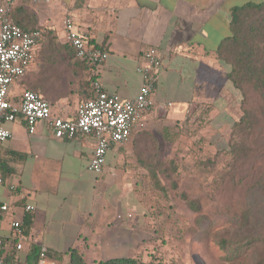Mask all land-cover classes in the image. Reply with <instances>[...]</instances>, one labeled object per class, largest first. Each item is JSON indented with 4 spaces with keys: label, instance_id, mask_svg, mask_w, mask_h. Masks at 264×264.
<instances>
[{
    "label": "crops",
    "instance_id": "1",
    "mask_svg": "<svg viewBox=\"0 0 264 264\" xmlns=\"http://www.w3.org/2000/svg\"><path fill=\"white\" fill-rule=\"evenodd\" d=\"M250 1L264 0L13 2V21L44 31L26 72L10 85L8 98L15 104L24 90H33L48 101L53 115L74 118L78 103L93 95L92 80L106 92L129 99L145 79L137 70L144 64L143 52L155 48L161 63L143 125L132 129L127 142L106 152L100 173L88 169L93 135L55 138L46 121L29 133L21 114L5 122L11 134L0 143V206L7 205L0 208V234L8 236L11 220L18 218L30 237L26 248L35 244L54 252L75 249L91 263L132 256L131 209L126 208L132 168L153 153L163 125L179 122L203 102L212 100L216 106L221 89L237 96L226 78L228 65L215 51L231 34L232 8ZM6 5L8 0H0V7ZM68 16L73 28L104 49L102 65L68 53ZM27 204L32 209L24 211Z\"/></svg>",
    "mask_w": 264,
    "mask_h": 264
},
{
    "label": "rangeland",
    "instance_id": "2",
    "mask_svg": "<svg viewBox=\"0 0 264 264\" xmlns=\"http://www.w3.org/2000/svg\"><path fill=\"white\" fill-rule=\"evenodd\" d=\"M245 92L244 107L257 120L249 134L238 135L249 147L247 156L233 162L222 157L228 141L235 138L231 126L242 114V96L221 89L216 94L222 97L219 104L214 102V106L211 100L191 108L176 125L178 139L162 143L163 156L174 157L179 171L168 177L158 174L166 187L164 195L154 188L147 171L138 165L132 168L131 179L126 181L131 197L126 208L131 209L132 256L145 264H225L227 251L218 247L215 236L239 230L241 209L250 211L259 223L257 231L264 232L263 103L251 87H245ZM203 162L206 165L201 166ZM182 194L195 200L198 210L191 209ZM128 196L126 191L123 199L127 201Z\"/></svg>",
    "mask_w": 264,
    "mask_h": 264
},
{
    "label": "built area",
    "instance_id": "3",
    "mask_svg": "<svg viewBox=\"0 0 264 264\" xmlns=\"http://www.w3.org/2000/svg\"><path fill=\"white\" fill-rule=\"evenodd\" d=\"M18 0H8L6 6L0 7V143L6 140L11 132L4 125L14 121L21 114L27 131L34 133L39 121H46L51 134L55 138H72L79 134H91L94 147L88 161V169L100 173L105 164L106 152L113 146L128 141L132 129L143 125V116L152 106L151 94L155 75L160 66V55L155 48L143 52L144 64L137 70L145 74V79L138 94L129 99L106 92L97 80H92L93 95L78 103L74 118L55 116L50 105L38 92L24 90L18 104L11 102L8 91L13 81L20 78L33 60L35 48L39 44L42 33L39 29L26 30L11 18L10 6ZM35 3H49L51 0H25ZM67 40L73 47L75 55L94 66H100L105 60L106 52L90 43L88 36L73 28L70 16L65 18ZM4 177L0 174V184ZM13 188V186H10ZM7 209V205L0 206ZM31 205L24 206V211L31 210ZM11 232L8 236L0 234V248L20 257L21 252L29 244L21 219L10 222ZM0 264H4L0 255ZM33 264H55L47 256V248L39 246L38 257Z\"/></svg>",
    "mask_w": 264,
    "mask_h": 264
},
{
    "label": "trees",
    "instance_id": "4",
    "mask_svg": "<svg viewBox=\"0 0 264 264\" xmlns=\"http://www.w3.org/2000/svg\"><path fill=\"white\" fill-rule=\"evenodd\" d=\"M22 28L18 21H15ZM231 34L224 38L216 48V56L228 65L226 78L234 91L242 96V114L238 120L231 126L234 139L229 140L228 149L222 151V154L229 162L238 160L248 154L249 147L243 143L239 134H249L257 123L253 112L244 107L246 92L245 87L249 86L258 92L262 99L264 111V1L247 2L241 6L233 7L231 10ZM39 29L33 27V30ZM44 31L41 30L43 34ZM100 49H102L100 47ZM104 50V49H102ZM68 53L73 54L78 60L75 51L71 45L68 46ZM205 111L208 113L209 108ZM178 122H172L163 125L161 129L162 140L153 142L154 151L147 158H139L138 166L144 168L154 188L161 190L163 195L167 192L166 187L160 183L158 174L165 176L178 174V165L174 157H164L162 153L163 142H175L180 136L177 129ZM220 156V154H219ZM213 164V162H211ZM206 165L204 162L201 166ZM175 187V184L172 183ZM181 198L193 210H198L199 206L195 200L188 199L186 194ZM255 215V213H254ZM239 230L232 235L217 234L216 243L220 249L226 250L225 264H264V232H258L259 223L247 209H241L238 214ZM39 246L30 244L24 249L20 257L16 259L15 254L6 251L4 247L0 248V255L4 264H33L38 257ZM47 256L55 264H145L143 259L134 256L111 257L95 262H87L83 255L75 249L69 252H54L47 249ZM252 256V261L249 260Z\"/></svg>",
    "mask_w": 264,
    "mask_h": 264
}]
</instances>
